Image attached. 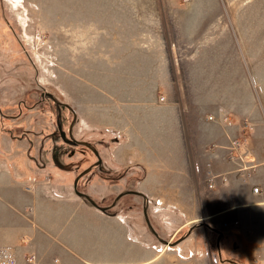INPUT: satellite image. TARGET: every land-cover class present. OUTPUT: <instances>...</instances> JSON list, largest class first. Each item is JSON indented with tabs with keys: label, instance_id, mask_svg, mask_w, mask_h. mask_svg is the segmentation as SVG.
Masks as SVG:
<instances>
[{
	"label": "rangeland",
	"instance_id": "1",
	"mask_svg": "<svg viewBox=\"0 0 264 264\" xmlns=\"http://www.w3.org/2000/svg\"><path fill=\"white\" fill-rule=\"evenodd\" d=\"M155 83L168 85L156 91ZM207 83H221L219 90L222 83H248L244 100L258 102L253 83H264V0H22L17 9L0 0V160L4 139L13 153L24 143L36 168L71 187L98 161L91 149L72 146L61 163L52 162L54 149L64 145L50 94L76 114L74 138L90 143L103 166L114 169L108 177L94 167L78 185L102 207L122 192L137 191L142 180L138 169L111 166V152L124 140L113 129L119 107H127L119 101L154 91L166 99L169 92L192 165L191 118L210 113L206 108L214 104ZM193 87L199 90L192 100ZM62 114L67 130L74 115L67 109ZM119 173L123 177L111 183ZM154 205L148 216L159 238L147 226L142 198L126 196L110 210L128 227L125 239L140 243L146 255L167 264H256L254 246L240 245L230 228L220 246L221 223H212L218 232L193 226L198 223L181 230L174 213ZM186 236L173 247L159 240L175 243ZM85 249L88 260H97ZM104 252L100 259L114 262ZM121 256L119 264H128Z\"/></svg>",
	"mask_w": 264,
	"mask_h": 264
},
{
	"label": "crops",
	"instance_id": "2",
	"mask_svg": "<svg viewBox=\"0 0 264 264\" xmlns=\"http://www.w3.org/2000/svg\"><path fill=\"white\" fill-rule=\"evenodd\" d=\"M222 84L219 90L221 83H207V98L214 101L206 108L210 113L201 111L191 118L192 165L170 93L164 102L156 94L168 83H155L151 95H127L126 101H119L127 107H119L114 119L113 129L124 140L113 148L111 166L140 170L137 192L158 205V211L174 213L181 230L198 223L193 226L209 233L218 230L214 221L221 223L218 243L230 228L240 245L254 246L256 264H264V83H253L258 102L252 95L249 102L244 100L248 83ZM198 90L193 87L192 100ZM224 115L233 126L223 122ZM245 123L250 131L243 130ZM235 140H245L243 162L230 160L236 154L230 151ZM3 147L9 158L3 155L0 160V248H9L19 264H26L30 255L37 257V264H119L120 252L124 263L167 264L160 256L146 255L140 243L125 239L128 227L122 220L93 207L60 177L36 168L24 143L15 153L8 139ZM18 155L26 159H16ZM209 172L222 174L226 181L217 179L209 191ZM87 245L97 260L87 259ZM105 249L114 262L100 259Z\"/></svg>",
	"mask_w": 264,
	"mask_h": 264
},
{
	"label": "flooded vegetation",
	"instance_id": "3",
	"mask_svg": "<svg viewBox=\"0 0 264 264\" xmlns=\"http://www.w3.org/2000/svg\"><path fill=\"white\" fill-rule=\"evenodd\" d=\"M51 100H53L52 98H51ZM54 101V100H53ZM55 105H56V108H57V128H58V134H59V138H60V140L62 141V143H63V145H64V147H62V148H59V147H56L55 149H54V156H55V158L54 159H52V162L53 163H55V164H59V163H61L62 162V160H61V158L60 157H63L67 152H68V150H69V148H71L72 146H75V147H83V148H88V147H86V146H84V145H81V144H76V143H80V142H84V143H88V142H85V141H80V140H77V139H75L74 138V136H73V127H74V124H75V122H77V118H76V114L74 113V111H73V109L70 107H66L65 105H67V104H64V103H61L60 105H57V103L54 101L53 102ZM68 110V111H70V112H72L73 113V115H74V119H73V121H72V123H71V125H69V128L66 130L65 129V125H64V119H63V111L64 110ZM90 144V143H89ZM91 145V144H90ZM92 146V145H91ZM93 147V146H92ZM95 150H97L95 147H93ZM92 151V150H91ZM93 152V151H92ZM94 153V152H93ZM99 153V152H98ZM96 156V155H95ZM97 157V156H96ZM97 163V162H96ZM104 164H103V161H102V164L101 165H97L96 167H95V169H97L99 172H100V174L102 175V174H108V175H106V176H111V173H113V172H111V170L107 167V166H103ZM93 170V169H92ZM91 170V171H92ZM90 173V172H89ZM88 173V174H89ZM81 174V173H80ZM80 174H78L77 175V177L80 175ZM87 174V175H88ZM87 175H85L84 177H86ZM77 177H75V179H74V182H75V180L77 179ZM84 177H82L80 180H82ZM80 182V181H79ZM78 185H79V183H78ZM132 191V190H131ZM125 192H130V191H125ZM125 192H122L121 194H123V193H125ZM135 192V191H134ZM119 196V195H118ZM117 196V197H118ZM125 196H127V195H124V196H122L116 203H115V201H116V199L117 198H115V201L113 202V204L115 203V205H111V206H109V207H106V208H109L107 211H109V210H111L112 208H116L117 207V204L119 203V201L122 199V198H124ZM136 196V195H135ZM138 197H140V198H142L143 199V201H144V207H145V200H144V198L142 197V196H138ZM99 205V204H98ZM100 206V205H99ZM144 207H143V210H144ZM144 213V212H143ZM147 214H148V209H147ZM145 216V215H144ZM148 218H149V216H148ZM149 221H150V219H149ZM147 222V221H146ZM150 224H151V222H150ZM147 226L149 227V225H148V223H147ZM150 228V227H149Z\"/></svg>",
	"mask_w": 264,
	"mask_h": 264
},
{
	"label": "built area",
	"instance_id": "4",
	"mask_svg": "<svg viewBox=\"0 0 264 264\" xmlns=\"http://www.w3.org/2000/svg\"><path fill=\"white\" fill-rule=\"evenodd\" d=\"M184 1H190V0H184ZM162 102L165 101V97H161L160 99ZM212 119V118H210ZM224 123H227V126H233L232 120L230 116L224 115L222 118ZM245 128L243 130H251L252 127L249 123H245ZM244 141L245 140H235L232 143V146L230 148L231 152H235L236 154H231L230 160H239L240 162H243V156L241 155V150L244 148ZM244 169V168H242ZM221 178L224 182L226 181L225 177L222 174H216L213 172H209V179L210 183L208 185L209 190H214L215 189V181L217 179ZM254 193H259V189L255 188ZM238 223L236 222L235 225ZM224 227H228V224H225ZM37 263V257L35 255H30L26 259V264H36ZM0 264H19L17 259L14 257L12 254L11 250L9 248H0Z\"/></svg>",
	"mask_w": 264,
	"mask_h": 264
},
{
	"label": "water",
	"instance_id": "5",
	"mask_svg": "<svg viewBox=\"0 0 264 264\" xmlns=\"http://www.w3.org/2000/svg\"><path fill=\"white\" fill-rule=\"evenodd\" d=\"M49 97L52 98V99L57 103V105H60V104H61V103H59L58 101H56V99H55L52 95L49 94ZM61 105H62V104H61ZM65 106H66V107H69L68 105H65ZM69 108H70V107H69ZM76 144H81V145H84V146L88 147L89 149H91V150L94 152V154L97 156L98 161H97V163H95L94 165H92L91 167H89L88 169H86L85 171H83V172L77 177V179H76L75 182H74V190H75V193H76L79 197L83 198V199L86 200L88 203H90L93 207H95V208H97L98 210L102 211L103 213H106V214H107V210H108L109 208L99 206L98 203H97L94 199L91 198V196H89V195H87V194H84V193H81V192L78 190V183H79L80 179H81L82 177H84L85 175H87L89 172H91V170H92L94 167H96L97 165H101V164H102V159H101V157H100V154H99L98 151L95 150V149H94L89 143L80 142V143H76ZM124 195L143 196L141 193H139V192H137V191H135V192H134V191L125 192V193H123V194H120V195L117 197L115 203H116V202H117L122 196H124ZM144 199H145L144 215H145V217H146V221H147V223H148V225H149L151 231L155 234V236H157V237L159 238V235L157 234V232L154 231V230L152 229V226H151L150 221H149V218H148V214H147V209H148V205H149V204H148V200L146 199V197H144ZM115 203H114L113 205H115ZM192 230H193V229L191 228V229H190V232H191ZM214 231H216V230H214ZM216 232H218V231H216ZM221 237H222V234H220V238H221ZM186 238H187V236L184 237V238H182V239H180V240H178V241H176L175 243L168 242V241H164V240H161V239H159V240H160L162 243H164L167 247H173V246L176 245L177 243H180V242L184 241ZM218 245H219V243H218Z\"/></svg>",
	"mask_w": 264,
	"mask_h": 264
},
{
	"label": "trees",
	"instance_id": "6",
	"mask_svg": "<svg viewBox=\"0 0 264 264\" xmlns=\"http://www.w3.org/2000/svg\"><path fill=\"white\" fill-rule=\"evenodd\" d=\"M120 175H121V174L119 173V174H117V178H115V179H114V178H111V179H110V182H111V183H115V182H117V181H118L117 179L123 177V176H120ZM102 176H103V174H102ZM107 178H108V177H107ZM78 188H79V186H78ZM80 192H81V191H80ZM81 193H84V192H81ZM84 194H85V193H84ZM127 196H131V197L134 196V197H135V195H127ZM125 197H126V196H125ZM125 197H124V198H125ZM142 197L144 198L145 196L143 195ZM144 200H145V199H144ZM148 204L151 205V204H152V201L148 200ZM100 206H101V205H100ZM101 207H102V206H101ZM107 214L112 215V216H117V215H118V212H117V213H112V214H111V212H110V210H109V211H107Z\"/></svg>",
	"mask_w": 264,
	"mask_h": 264
},
{
	"label": "bare ground",
	"instance_id": "7",
	"mask_svg": "<svg viewBox=\"0 0 264 264\" xmlns=\"http://www.w3.org/2000/svg\"><path fill=\"white\" fill-rule=\"evenodd\" d=\"M21 2L22 0H11V3L13 4L14 7H16V9L18 8L19 4H21Z\"/></svg>",
	"mask_w": 264,
	"mask_h": 264
}]
</instances>
